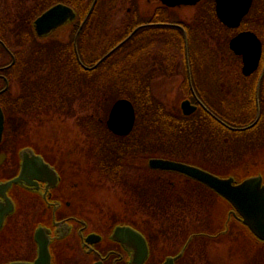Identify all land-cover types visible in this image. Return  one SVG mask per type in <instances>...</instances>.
Returning a JSON list of instances; mask_svg holds the SVG:
<instances>
[{
  "label": "flooded vegetation",
  "instance_id": "1",
  "mask_svg": "<svg viewBox=\"0 0 264 264\" xmlns=\"http://www.w3.org/2000/svg\"><path fill=\"white\" fill-rule=\"evenodd\" d=\"M27 1H30L31 8H37L31 18L23 12L26 7L22 5ZM120 1L0 0V183L15 178L21 172L24 174L20 182L0 191V201L5 203V216L0 228V264H203L202 251L207 249L206 242L204 245L203 242L207 239L216 242L223 237L230 239L232 234H236L234 228L237 224L255 241L264 242L245 228L240 216L234 213L233 206L209 186L176 170L149 167L147 160L157 157L150 152L135 151L132 160L128 161L133 165L135 180L139 181V184L135 181L128 184L133 190L130 194L137 196L140 191L141 199L125 198L117 207L100 206L89 199L88 189L78 174L79 168L72 165V157L80 141L90 142L87 134L90 114L84 102L89 78H98L102 82L111 76L110 69L123 60L122 55H114V52L136 28L132 36L141 29L149 30L146 43L142 44L140 39L131 47L134 71L148 77L149 89L153 93L155 82L161 79L167 82L170 93L181 94L177 107L182 114L181 103L188 99L196 106L190 115L205 111L212 117L213 114L218 116L215 111L219 106L213 100L214 94L224 89L225 94L243 96H249L253 90V106L257 111L258 95L262 109L260 93L264 87V44L260 36L262 53L257 68L244 74L243 58L236 55L241 62L240 68L229 67L224 82H219L214 64L217 60L212 57L204 65L198 54H191L194 42L204 37L202 31H207L198 21L209 20L210 26H213L214 20H217L216 0H197L194 4L177 6H168L160 0H144L146 7L151 6L152 13L124 37L122 27L133 23V16L141 7L137 6L131 19L122 24L117 8ZM56 4L67 6L72 14L65 15L63 21L47 34L38 35L34 20ZM183 6L189 10L186 15L189 20L179 16L177 9ZM170 11L175 13L176 18L170 16ZM249 14L250 11L238 27L232 28L236 32L231 37L240 31L251 30L242 27ZM11 26L19 31L17 37L20 36L13 43L7 40V27ZM213 35L209 33L210 39ZM157 39L167 44L168 41L178 42V48L181 43L183 53L178 55L172 48L174 54L169 55L164 51L167 47H160L162 54H153L156 50L149 48L143 56L145 44L149 42L146 46H151ZM29 42L35 45L33 50ZM200 67L209 70L201 71ZM213 84L214 87L219 85L216 91L211 88ZM101 90L104 94L105 87L102 86ZM79 94L83 95V101L75 105L74 99ZM234 101L235 104L227 105L230 110H245L251 106L248 98ZM108 114L109 111L105 118H99L104 139L109 137L106 128L117 138L130 142L132 137L138 138L133 135L137 119L129 134L115 135L107 127ZM32 118L46 126L47 122L67 123V120L74 119L80 127L76 131L81 136L70 134V137V130H63L60 135H44L42 145H37L19 133L21 124L28 123ZM242 122H238L239 125L229 124L230 129L241 128L248 123ZM190 137L195 139L197 135ZM149 138L153 140L152 134ZM102 146L104 149L105 146ZM151 147L152 143L149 150ZM34 158H39L47 167ZM188 164L202 168L194 163ZM106 165L99 164V168L105 171ZM261 175L264 183V174ZM231 177L235 183L240 181L237 176ZM119 179L123 178L120 176ZM154 181L162 182L165 189L162 201L167 206L162 213H159V200L155 202L153 199ZM188 181L207 186L221 197L210 218L213 224L221 219L223 213L220 228L202 227L206 225L201 221L199 189L192 188L194 184L190 187ZM221 207L223 211L220 213ZM153 212L159 214L154 215ZM212 249L207 250L211 255L209 259L213 261L211 264H217L211 254ZM46 250L48 253L45 256Z\"/></svg>",
  "mask_w": 264,
  "mask_h": 264
},
{
  "label": "rangeland",
  "instance_id": "2",
  "mask_svg": "<svg viewBox=\"0 0 264 264\" xmlns=\"http://www.w3.org/2000/svg\"><path fill=\"white\" fill-rule=\"evenodd\" d=\"M11 1L14 2L16 0ZM22 6L26 7L23 12L26 16H28V12L31 8L30 1H27V4H24ZM137 6H140L141 8L139 9V11H137V14L133 16V11ZM146 6L147 5L144 3V0H121L117 8H119L122 24H124L127 19H131L132 16L134 24H141L145 22L149 18V15L152 13V10L150 9L151 6H149V8ZM27 8L28 10L26 11ZM128 9L132 11L129 12ZM177 10H179L178 13L181 18L189 20V18L186 17V15L189 13V10L185 6ZM20 11L22 12V10ZM170 16L172 18H176V15L175 13H173V11H170ZM246 20L247 21L244 23V25H242V27L255 30V32L261 37L264 42V0L253 1L251 12L246 17ZM214 21L215 24L213 26H210L209 20L202 19L198 21L199 23L204 25L202 29L205 28L207 31L209 29H212L213 31H202L204 37L201 38L200 41L194 42V47L192 48L191 54H198L200 58L205 62H202L204 65H207V59H211L212 57L217 60L214 64L216 66V70L219 73V82H224L227 77L226 72L230 71L229 67L231 68L233 66L238 70L241 65L238 56L233 54L231 49L228 47V41L230 37L236 32V30L223 27L218 23V20L216 19ZM126 28L127 27L125 26L122 27L121 34L126 31ZM148 30L141 29L134 37L135 40L133 42L127 44L125 48L123 47L124 49L122 48V51L114 55H122L123 60L129 58L130 56H125V54L127 53V51H130V47L136 44V42L140 39L143 40L142 44L146 43V41L148 40ZM209 33L214 34L212 36L213 39H210ZM117 34H119V31H117ZM17 35H19V31L15 27H7V40L9 42L13 43L14 40L16 41L20 39V36L17 37ZM149 44V42L145 44L144 52L142 54L143 56L144 54H146L145 50L149 48L152 51L156 50L153 54H160V47H167L168 49H164V51L169 55L174 54L172 48H175V53L178 55H181L183 53L181 43L179 45V48L176 47L178 45V42L171 43L170 41H168L167 44L166 42L163 43L162 39H157V41L155 43L153 42L151 46H146ZM173 44L174 46H172ZM29 46L31 50H33L32 46L35 47L32 42H29ZM15 47L16 46H14V48ZM114 59L116 60V58ZM222 59H227L225 61L226 63L220 62L222 61ZM118 60H120V58H118ZM238 63L239 67L237 66ZM200 70L205 71L209 69L200 67ZM91 79L95 78H89V84ZM97 80L98 78H96V81ZM99 84L100 86H96V84L93 87L89 86L88 94H86V99L84 100V102L87 104V111L90 115L93 114L95 118H101L103 116L105 118L109 110L107 112L105 111L107 103L105 101V97L102 96V82H100ZM154 85V94L158 97V99L162 100L164 104L167 103L169 106H177L178 98L180 100L182 96L181 94L177 92L170 93L168 90V84L165 80L158 79ZM214 86L215 84H213L211 88H213L212 90L216 91L219 85L216 87ZM224 90L217 94H214L213 100L219 106V108L224 111V115L227 114L226 117H230V124L239 125L240 123L238 122H242V120H244L242 124L248 122V119L246 121V118H248L249 116L246 113H243L244 111H246V109L241 110L239 108H233V110H230V108L228 107L231 105V103L235 104L234 100L237 99L238 101L240 98H246V95L243 96L242 94H225L224 92H226V90ZM106 91H109L108 87L106 88ZM247 98H249V96H247ZM115 99H117V97ZM82 101V94H79L74 99L75 105L82 103ZM260 102L262 104V109L264 110V87L262 88L260 93ZM251 118L252 116L249 118V120ZM72 120H67V123L52 122L51 124H49V122H47L48 124L46 126V124H40L36 121V119L32 118L29 121L30 123L28 122L26 124H21L22 126H20L21 129L19 128V133L21 135H25L27 139H30V141L36 143L37 145H42L41 142L45 140L43 137L44 135H60V132L63 130H70V132L68 133L69 136L70 134H72L71 136L74 137L81 136V133H78L76 131V129H79L80 127L75 124L74 119ZM94 123L89 122V132L87 130L90 142H86V140H84V142L80 141L78 145L79 148L76 150V153H74L72 157V165L73 167H76L74 166L75 164L77 165V168H79L78 174L82 177L85 187L88 189L89 199L94 204L111 207H117L120 203V200L125 198L131 197L134 200L135 198H137L138 200L141 199V192L138 191L140 194L137 196L136 194H130L133 190H130V187L128 186V184L133 183V181L139 184V181L135 180L136 175L134 173L135 171L133 170V165L128 162L130 159L132 160L133 156H129V158L126 159L127 162L125 160L126 165L121 170V178L123 179H119L120 177L117 176H115L117 177L115 178L113 177V175L108 174L107 172L99 168L100 162H103L105 159L102 158V153L98 154L97 152V157L94 151V147H96V139L93 135V131L95 130L93 127ZM216 131V133H212L210 132V129L207 128V131H202V133L200 132L201 135L197 136L195 139H192L190 135L187 136L184 134H168V136L164 138H153L155 139V142H152L150 153L156 155L157 157L179 159L183 162L194 163L220 177L237 176V179L241 180L245 177L256 175L257 173L264 174V122L262 127H260L258 130L252 132L250 131L249 133H241L236 129H228L224 131L218 128ZM108 142L116 143V141L113 139H110ZM188 182L191 183L188 184L190 187L194 184L192 188H196L197 190L199 189V194L201 196L199 210L202 211L201 221L206 225L202 227L207 229H209L210 227L211 229H216L219 226L218 228H220V224L222 220H224V215L223 213H221L223 211V208H220V213L223 216H221L220 220L215 221L212 224L210 218L212 216V209L217 207V203L220 202L219 199H221V197L217 196L207 186H204L202 184L200 185L199 183L198 185L195 181ZM153 183V199L155 202L156 200H159L158 203H160L161 205L159 213H162L161 211L167 206L165 202L162 201V195L165 194V189L161 185L162 182L154 181ZM142 193L144 194V192ZM159 213L153 212L154 215H157ZM234 231L236 234H232L233 237H230V239H224L223 237L216 242H212L213 240L208 239L203 242V245L206 242L205 248H207L205 251H202L203 264H211L213 262L209 259L211 255L207 251L208 248L211 249L212 247L213 249L211 250V254L216 259L217 264H264V242L255 241L251 237V235H248L247 231L239 224L235 225Z\"/></svg>",
  "mask_w": 264,
  "mask_h": 264
},
{
  "label": "water",
  "instance_id": "3",
  "mask_svg": "<svg viewBox=\"0 0 264 264\" xmlns=\"http://www.w3.org/2000/svg\"><path fill=\"white\" fill-rule=\"evenodd\" d=\"M160 1L168 6H177L181 4H194L197 0ZM251 4L252 0H216V13L222 23L228 27H236L239 26L243 16L249 11ZM71 14V9L63 4L51 6L34 20L37 34H47L51 29L63 21L65 15ZM136 30L137 28L133 32ZM229 47L235 54L242 56L243 73L249 74L257 68L262 53V43L253 31H240L230 39ZM258 90L259 84L257 87V91ZM257 108L255 121L246 127L252 126L258 120L259 105H257ZM181 109L184 114H190L196 109V106L192 105L188 99H185L181 103ZM213 116L225 124V122L216 115L213 114ZM135 118L136 115L133 103L130 99L122 97L118 98L113 103L106 123L108 128L115 134L126 135L132 130ZM246 127L237 129H245ZM33 160H37L42 166L47 167L39 158H34ZM34 164L39 166L36 163ZM148 165L152 168L176 170L205 183L233 206L234 213L239 214L243 224L246 225L256 237L264 240V183L262 175L251 176L239 183H235L234 178L231 176L223 178L195 165L168 158L152 157L148 160ZM23 177L24 174L21 172L20 175L15 178L0 183V191H4L5 188L12 183L20 182ZM7 201L9 200L7 199ZM4 216L5 203L0 201V228L3 224ZM46 252L47 250L45 253Z\"/></svg>",
  "mask_w": 264,
  "mask_h": 264
},
{
  "label": "trees",
  "instance_id": "4",
  "mask_svg": "<svg viewBox=\"0 0 264 264\" xmlns=\"http://www.w3.org/2000/svg\"><path fill=\"white\" fill-rule=\"evenodd\" d=\"M36 6L30 8L28 12L29 18L35 15L36 13ZM27 11V10H26ZM218 20V18H217ZM246 18L244 22H246ZM218 23L224 26L219 20ZM136 24H131L126 28V31L123 32L122 36L124 37ZM138 34V32L132 36L124 45H122L114 54L122 51L127 44L133 42L135 39L134 37ZM124 47V48H123ZM123 48V49H122ZM128 49V48H127ZM127 56L131 54V47L130 51H127L125 54ZM227 59L220 61L226 63ZM219 62V61H218ZM217 62V64H218ZM113 66V64L111 65ZM239 70V69H238ZM111 76L106 78L102 81L103 87H105V92L102 96L105 97V101L107 103L105 107V111L107 112L113 102V100L117 97H126L129 98L136 110L137 115V129L133 132L134 136H137V139H133L132 142L130 140H126L125 138H117V136L112 135L106 128V133L109 135L106 139L103 137V133L100 131L102 129L101 124L99 122V118H95L93 114L90 115V122L94 123V131L93 135L96 139L95 145V154L98 157V154L102 153L105 160L100 162L107 164L105 171L108 174H111L117 177L121 176V171L115 172L114 169H121L126 165L125 160L129 158V156H133V153L136 151L138 153H146L150 152L149 145L152 142H155V139L151 140L149 136L152 134L153 138L159 139V137H167L168 134L176 135V134H184L187 136H191L196 134L200 136V132L202 133L207 131V128L210 129V132L216 133L217 129L228 130L229 128L225 127L223 124L218 122L215 118L207 114L205 111L201 113H196L194 115H183L179 108L175 105L169 106L167 103L164 102L151 92L149 89L150 84L148 77L146 75L140 73V71H134V63L132 58L129 57L125 60H121L116 63V66L112 69ZM101 80L91 79L89 86L93 87L95 84L96 86H100ZM254 86V83L252 84ZM108 87L109 91H106ZM263 88V87H262ZM99 90V89H97ZM253 90L250 91L249 94V102L250 108L246 109L243 113H246L248 116V123L252 122L256 115V110L254 108V96ZM247 98V96H246ZM222 103V102H221ZM228 110V109H226ZM225 110V111H226ZM221 108H217L215 113L218 114L223 120L228 123H231L229 118L224 115V111ZM252 118L249 120V118ZM264 122V110L261 109L260 111V118L255 125L252 127L245 129L242 132L249 133L250 131H256L260 127H262ZM245 134V133H244ZM113 136V138H112ZM110 139L116 141V143L108 142ZM130 139V138H128ZM136 140V141H133ZM103 141V142H100ZM105 141V142H104ZM100 142V143H99ZM162 142V140H161ZM165 143V142H163ZM102 144L105 146L103 149ZM94 145V146H95ZM98 152V154H97ZM110 168H112L110 170ZM114 168V169H113Z\"/></svg>",
  "mask_w": 264,
  "mask_h": 264
}]
</instances>
